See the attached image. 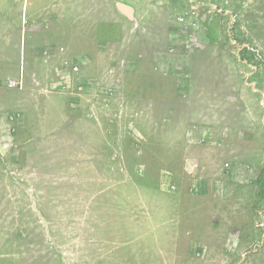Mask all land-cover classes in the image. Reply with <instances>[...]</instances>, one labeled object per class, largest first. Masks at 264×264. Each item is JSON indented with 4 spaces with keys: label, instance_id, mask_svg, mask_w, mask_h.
I'll return each instance as SVG.
<instances>
[{
    "label": "rangeland",
    "instance_id": "1",
    "mask_svg": "<svg viewBox=\"0 0 264 264\" xmlns=\"http://www.w3.org/2000/svg\"><path fill=\"white\" fill-rule=\"evenodd\" d=\"M26 1L0 0V264H264V0ZM55 45L91 83L49 126Z\"/></svg>",
    "mask_w": 264,
    "mask_h": 264
},
{
    "label": "crops",
    "instance_id": "2",
    "mask_svg": "<svg viewBox=\"0 0 264 264\" xmlns=\"http://www.w3.org/2000/svg\"><path fill=\"white\" fill-rule=\"evenodd\" d=\"M28 1H24V0H7V5H10L11 7H18V6H22L23 7H18L19 9V13L20 16L23 15V18L26 17V15L30 14V7H28L27 5L25 6L24 4L27 3ZM3 4H6V2H2ZM28 12V13H27ZM68 46L66 45H55L54 46V51L56 52L57 50V57H62L63 54V58L61 61V66L59 65V63L57 64V67L59 69H61L62 72L66 73V75L68 76L67 80L66 79V83L72 87L73 86V90H67V92H64L62 90L61 87H59L57 84L59 83V79L61 78V76H59L58 72L55 71L56 73V78H53V87L50 86L51 88H55V89H51L50 87H45L44 90L45 92H49L52 93L51 96L56 97V96H60V97H64L67 101L66 106L63 108V110L65 111V115L63 114V112H58V111H53V114H50V111L52 110V104L48 105V109H49V115L47 116L46 120H44V123H46L49 126L52 125H56V124H63L67 121V119H69L68 115H78L80 112H82L83 110H85V99L90 96L88 93L85 92V88L91 83V82H87L86 80H84L85 78H82V76L80 75V73L82 72V66L80 64V62H84V58L81 57L78 58V60H74V61H69L66 58L70 57V53H68V55H64V52L66 51ZM46 48L47 46L44 48V52L46 53ZM47 54V53H46ZM55 56V57H56ZM56 59H54L55 61ZM60 62V61H59ZM77 65L78 66V70H74L73 66ZM53 66H56L55 63H53ZM70 73L72 76H70ZM74 76V77H73ZM49 86V85H48ZM64 86V85H63ZM79 87V88H78ZM68 88V86H67ZM56 95V96H55ZM96 97V96H95ZM97 98V97H96ZM100 96H99V100L96 101V105L100 102ZM95 105V106H96ZM91 107V106H90ZM88 117V115H86Z\"/></svg>",
    "mask_w": 264,
    "mask_h": 264
},
{
    "label": "built area",
    "instance_id": "3",
    "mask_svg": "<svg viewBox=\"0 0 264 264\" xmlns=\"http://www.w3.org/2000/svg\"><path fill=\"white\" fill-rule=\"evenodd\" d=\"M73 69L77 71L79 68H78L77 65H74V66H73ZM16 85H17V82H16L15 80L10 81V83H9V86H10V87H14V86H16Z\"/></svg>",
    "mask_w": 264,
    "mask_h": 264
},
{
    "label": "water",
    "instance_id": "4",
    "mask_svg": "<svg viewBox=\"0 0 264 264\" xmlns=\"http://www.w3.org/2000/svg\"><path fill=\"white\" fill-rule=\"evenodd\" d=\"M126 10H128V7H125Z\"/></svg>",
    "mask_w": 264,
    "mask_h": 264
}]
</instances>
